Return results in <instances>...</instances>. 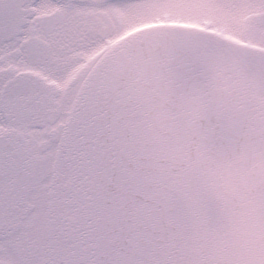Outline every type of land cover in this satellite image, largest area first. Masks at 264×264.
<instances>
[{"label": "snow or ice", "instance_id": "obj_1", "mask_svg": "<svg viewBox=\"0 0 264 264\" xmlns=\"http://www.w3.org/2000/svg\"><path fill=\"white\" fill-rule=\"evenodd\" d=\"M0 264H264V0H0Z\"/></svg>", "mask_w": 264, "mask_h": 264}]
</instances>
